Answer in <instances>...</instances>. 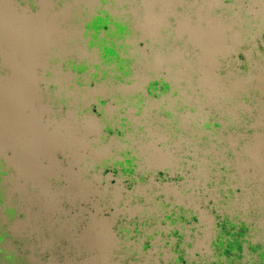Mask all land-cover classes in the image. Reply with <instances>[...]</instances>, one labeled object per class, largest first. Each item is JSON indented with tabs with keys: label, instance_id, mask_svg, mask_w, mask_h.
I'll return each mask as SVG.
<instances>
[{
	"label": "flooded vegetation",
	"instance_id": "af4514ba",
	"mask_svg": "<svg viewBox=\"0 0 264 264\" xmlns=\"http://www.w3.org/2000/svg\"><path fill=\"white\" fill-rule=\"evenodd\" d=\"M56 1L75 3L57 16L62 28L77 31L72 45L79 52L62 67L50 59V81L61 73L90 92L67 93L71 86L60 93L67 120L56 122L50 112V188L63 191L65 202L63 208L52 203L46 219L33 217L38 204L23 201L21 168L12 155H19L23 135L28 144L49 129L22 123L9 129L0 113V264H45L52 253L39 249L42 236L57 241L61 256L65 248L67 264H264L263 200L251 202L253 214L237 221L225 195L264 192L263 167L258 163V179L250 180L256 165L247 159L250 142L257 140L262 153L263 140L255 136L264 126L247 111L218 113L199 84V66L212 62V0ZM259 1L225 11L239 20L229 27L234 50L226 65L252 83L241 93H264L255 84L264 80ZM105 13L113 23L99 31L88 27ZM116 22L127 27L122 37L114 35ZM105 49L118 59H106ZM87 110L100 118L98 125L84 120ZM108 177L120 218L104 256L102 225L80 209L86 183L97 195Z\"/></svg>",
	"mask_w": 264,
	"mask_h": 264
},
{
	"label": "water",
	"instance_id": "95a60500",
	"mask_svg": "<svg viewBox=\"0 0 264 264\" xmlns=\"http://www.w3.org/2000/svg\"><path fill=\"white\" fill-rule=\"evenodd\" d=\"M39 2H50V17L52 16L51 11H54V16L58 19V11H65L71 9V6L75 4L74 2L66 1H50V0H0V106L2 107L0 113L3 121L6 122V115H10V122L7 124L9 129L22 123L21 119L25 118L24 125L34 126L33 128L38 127L39 129H49L48 133H39L42 144H50V112H54V121H65L66 118H63L64 115V103L62 102V96L60 93H64V90L69 91L70 87L73 86L67 93H89V89L86 87H81L78 82L67 83L65 80L58 75L54 80L50 81V59L56 58L59 59V62L55 65H60L68 63V60L73 57V53L79 52L77 47H70L68 52L65 54H60V48H50V56L47 58L46 62L43 65L36 67V74L39 77L35 79L31 74L23 71L22 69H13V64L11 62L12 56L10 52L12 50H23L26 49L29 43L25 40L24 35V25H22L20 18L26 17H37L39 12ZM243 0H212V16L213 17H226L227 14L225 11L229 8L241 9ZM262 2V0L259 1ZM77 3V2H76ZM68 5V7H67ZM67 7V8H66ZM63 23L61 22L60 28H62ZM77 35V31H75ZM219 70V76L225 77L227 75V69H232L231 65L227 63L225 67H221ZM235 76V74H234ZM240 77V76H236ZM62 78V79H61ZM241 78V77H240ZM87 89V90H86ZM6 93H16L15 101L9 102V107H7V96ZM35 93H38L36 95ZM13 96V95H11ZM20 97L25 98L26 102L29 103L28 106L23 108V102L20 100ZM31 99L33 100L31 102ZM35 99V100H34ZM36 101L42 105L45 110H38L36 108ZM232 103H226L225 109L229 107ZM236 104L240 106L239 110L249 112L250 116L252 115L255 119V113L258 110L263 108L264 104V93H239ZM33 106V107H32ZM218 113L223 114L220 110L214 108ZM238 110V111H239ZM40 114L42 116H40ZM222 116V115H220ZM84 120L93 125H98L100 123V118L92 113L90 110L84 115ZM217 121H220L225 127L226 119L219 118ZM255 121V120H254ZM32 137V136H31ZM34 138H36L34 136ZM23 144V143H22ZM36 141L33 140L31 143L23 144L22 146L26 149L32 148V150L27 152H34V146ZM50 149L48 148L46 152ZM43 152L45 150H42ZM261 155V152L258 153ZM46 163L41 164L42 172L45 174L46 184L39 187L37 183L34 182L33 186L35 191H39L40 188L50 190V204L39 202L38 208H46L50 210L51 204H56V208H63L62 204L65 202L63 191H58V189L53 190L50 188V159H46ZM42 161V160H41ZM18 162V161H17ZM12 182L15 181V177H10ZM21 184V183H20ZM110 178H106V183H104L102 191L97 193L88 194L86 196V206L81 207L80 211H87V217L91 220L92 223L96 225H102V243L103 246L107 247V251L111 250L112 239L116 235V231L113 228L114 222L117 218H120V212L118 209V200H115V193L111 191L110 188ZM27 191V190H25ZM30 191V190H29ZM247 193H253V196L256 195L261 200H263L264 192H259L257 189H251L248 191L230 193L226 192V201L232 203L229 209L230 217L241 221L246 219L247 214L251 213L252 207L243 208L239 206L238 199L245 196ZM254 201V200H253ZM257 201V202H258ZM85 208V209H84ZM254 211L256 210L253 207ZM72 216V215H70ZM256 217V213L252 215ZM81 217H84L82 215ZM251 217V216H250ZM97 219V221H95ZM88 248H90L91 243L94 241L88 240ZM65 249V248H64ZM64 249L62 250V255L58 254L57 264H67L65 263V257L69 254L65 253ZM104 256H107V253H103ZM59 257V258H58Z\"/></svg>",
	"mask_w": 264,
	"mask_h": 264
},
{
	"label": "rangeland",
	"instance_id": "374dc122",
	"mask_svg": "<svg viewBox=\"0 0 264 264\" xmlns=\"http://www.w3.org/2000/svg\"><path fill=\"white\" fill-rule=\"evenodd\" d=\"M256 3V0H254L255 5ZM38 5L39 12L37 17L25 16L24 18H20V21L22 25H24L25 29L23 32L25 40L29 43V45L26 49L12 50L10 52V56L13 57L11 60L13 69H22L23 71L31 74L35 79L39 78L36 74V67L43 65L46 62L47 58L50 56V48H60L59 53L65 54L68 52L70 47H73L72 42L76 35L75 31L61 29V22L59 19L50 17V2H39ZM237 19L238 18L231 19L212 16V50H210L212 52V62L208 65L199 66L200 72L204 74V77L199 82L200 88L210 93L212 106H214V108L220 110L223 114H229L230 116H234L240 109V106L236 104V99L239 93H241L242 90L249 88L252 84L251 81L247 79L234 76V71L230 68L227 69V75L225 77L219 76L218 73L219 70L222 69L221 67H225L226 58L234 50V46L229 44V27L237 26L239 22ZM142 77L143 73H141L140 78ZM255 84L264 90V80L255 81ZM35 94L38 95V93ZM16 95V93H6L7 107H9V102L12 100L15 101ZM20 100L23 102V108L26 109L29 103L26 102L25 98L23 99L20 97ZM32 101L33 100L31 99V102ZM34 102L36 103L37 112L38 110H45L39 101L38 103L36 101ZM226 103L232 104L225 109ZM40 116L42 115L40 114ZM10 121V115L7 114L6 124H9ZM24 121L25 118L21 119L23 124ZM255 123L258 127L264 126V104L263 108L255 113ZM38 130L40 131V129ZM258 137L263 140V150L261 155L257 152V140L254 143L250 142L248 145V163H255L256 165V171L248 174L250 180L258 179V163L261 164V168L263 167L264 172V134L256 135L255 139ZM6 138V147L9 148L11 145V141L9 140L11 136L7 134ZM36 138L37 140L36 145L34 146V152H27L32 150V148L26 149L27 146H22L21 151L18 153L20 156H17V154L13 152L12 159L13 162L18 163L21 168L23 201L36 204L39 202L50 204V190L40 188L39 191H25L28 184L33 185L35 182L39 187L46 184V179L44 178L45 174L42 172L41 168V160L43 158L50 159V150L46 152L48 148L50 149V144H42L40 137L37 136ZM26 139L27 136L23 135V144H25ZM42 150L45 151L43 152ZM91 191H94V187H91V184L87 182L86 196H88ZM257 201L258 197L256 195L253 196V193H247L245 196L238 199L237 204L243 208H247L251 202H254L256 205ZM48 211L49 210L46 208L39 209L38 214L35 216L33 215V217L44 219L49 218ZM30 217H32V215H30ZM43 237L44 236L39 238V249H46L52 253V257L49 258L45 264H57V241ZM103 252L104 254L107 252L106 246H103Z\"/></svg>",
	"mask_w": 264,
	"mask_h": 264
},
{
	"label": "clouds",
	"instance_id": "9594fccd",
	"mask_svg": "<svg viewBox=\"0 0 264 264\" xmlns=\"http://www.w3.org/2000/svg\"><path fill=\"white\" fill-rule=\"evenodd\" d=\"M105 17H107V13H105ZM110 23H113L111 17H107L106 19H101L100 17H97L92 24L88 25L89 28H96L97 31L101 27H104L105 25H108ZM115 27L117 29L116 33L114 35L123 36L127 32V27L123 24H120L118 22L115 23ZM105 58L111 59V58H117L116 52L113 49H105Z\"/></svg>",
	"mask_w": 264,
	"mask_h": 264
}]
</instances>
